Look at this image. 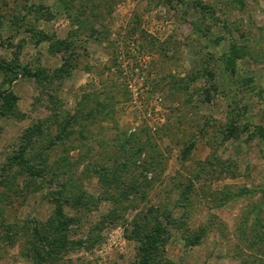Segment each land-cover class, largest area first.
<instances>
[{
  "label": "rangeland",
  "instance_id": "1",
  "mask_svg": "<svg viewBox=\"0 0 264 264\" xmlns=\"http://www.w3.org/2000/svg\"><path fill=\"white\" fill-rule=\"evenodd\" d=\"M0 60V264H264V0H0Z\"/></svg>",
  "mask_w": 264,
  "mask_h": 264
},
{
  "label": "trees",
  "instance_id": "2",
  "mask_svg": "<svg viewBox=\"0 0 264 264\" xmlns=\"http://www.w3.org/2000/svg\"><path fill=\"white\" fill-rule=\"evenodd\" d=\"M57 44L62 45L66 43L64 41L57 42L55 46L54 45L51 46L52 50L57 47ZM238 57H239V52L235 48L231 49L230 54H225L224 56V62L227 63V67H228L227 70L231 72V74H235L236 72L235 66H236V59ZM0 70H3L5 73L13 74L15 78H18L19 76H28V75L32 76L29 69H27L26 67H23L22 65H18L15 63H7L6 61H3V60H0ZM37 76H38V73L35 74L36 78ZM12 97H13L12 95L9 96L8 93L6 94L5 92H2L0 95V103L4 102L2 100H5V99L7 100V98H12ZM2 111L5 114V110H2V109H0V114L2 113ZM257 135L258 137L260 136L264 142V131L259 130V133ZM66 189L67 187L64 186V190ZM59 200L60 199H57L56 201L57 202L56 214H57V217L61 219L64 216V213H63L62 207L60 206L61 203H59ZM82 200H84V197L82 198L80 195H74V196L69 197V199L64 202L66 203L72 202L77 205L84 206L85 204L84 202H82ZM60 226H62L63 228V229H60V231L61 230L64 231L65 233L63 235L66 236L68 233L67 223L62 222ZM146 227L147 226L145 225L138 226L137 224L135 227L136 230L133 234L134 240L140 242L141 244V248H140L141 263L140 264H152L155 261L158 255V249L159 247L162 246V238L165 232V227L161 223H159L158 226L155 228L147 229ZM43 240L44 238H42L40 243H42ZM45 242L50 243L51 241L49 242V240L45 238ZM33 248H36V245H34Z\"/></svg>",
  "mask_w": 264,
  "mask_h": 264
}]
</instances>
